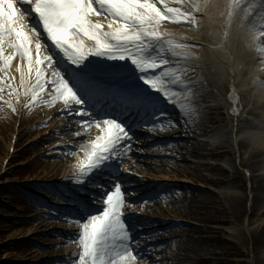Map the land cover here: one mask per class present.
Returning <instances> with one entry per match:
<instances>
[{"label": "snow or ice", "instance_id": "snow-or-ice-1", "mask_svg": "<svg viewBox=\"0 0 264 264\" xmlns=\"http://www.w3.org/2000/svg\"><path fill=\"white\" fill-rule=\"evenodd\" d=\"M208 6L209 0L195 2L192 12H185L169 0H0V73L7 78L10 98L4 103L16 112L11 97L18 98V88H24V107L41 103L51 107L59 102L62 115L71 116L85 129L95 126L100 134L81 147L84 158L78 157L77 173L71 178L75 184L94 183L91 177L105 169L118 173L131 150L134 129L154 131L167 118L158 109L159 98L153 92L169 103H176L179 96L170 85L182 83L178 73L183 70L170 66L174 60L166 52L185 60L198 59L192 46L162 30L165 22L195 27L193 13ZM259 7L264 12V0ZM227 8L229 26L235 18L243 27L250 15L247 6L241 0H229ZM246 35L250 48L264 43V28ZM14 60L20 74L18 87L10 72ZM21 63L27 65V73ZM4 85L0 79V101ZM178 108L183 115L187 105ZM141 112L152 123L141 119ZM126 115L132 123L125 120ZM72 134L81 135L79 130ZM65 152L76 154L75 149ZM133 194L114 182L103 190L99 201H93L103 204L98 213L80 209L83 219L66 217L80 228L81 251L74 264H149L151 250L134 247L140 240L133 238L124 219L125 205L132 206L126 197Z\"/></svg>", "mask_w": 264, "mask_h": 264}, {"label": "rangeland", "instance_id": "rangeland-1", "mask_svg": "<svg viewBox=\"0 0 264 264\" xmlns=\"http://www.w3.org/2000/svg\"><path fill=\"white\" fill-rule=\"evenodd\" d=\"M207 88L211 87L207 85ZM209 105L212 107V117L217 118L218 116L214 113V106L217 105L214 98H210ZM29 123H31L30 119L5 117L0 108V264H36L45 257L44 254L37 255L35 252L28 251L30 247L36 248L35 242H39L40 245L43 242L40 239L41 233L35 231L37 226L34 220L37 214H32V211L23 203L24 200L19 198V194L25 188L20 185L31 180L56 178L61 171H58V168L55 169L53 163L43 161L44 148L41 147L40 141L31 140L38 133L28 131ZM213 131L215 132V129ZM15 136L18 137V150L4 171L3 164L9 158V147ZM232 151L233 156H215V163L208 158L188 157L192 162L189 165L197 166L194 171H191L193 173L191 178H187L176 168L171 172L172 176L185 182L201 178L202 182L214 181V184L218 186L217 190L209 188L210 193L198 194L200 195L198 200L185 202L184 213L176 216L178 219L191 217L196 221L204 222L206 227L190 226L188 229L194 233L182 232L184 234L181 236H184V239L180 241L181 251H185V257L189 261L182 263L175 260L174 264H197L204 257V253L210 259L209 264H264V246L262 245L264 217L255 225L251 224L253 201L259 194L257 185L249 176L248 168L239 165L237 161L239 152L234 148ZM228 160L229 166L226 164ZM157 162L160 164L158 167H161V162ZM167 164L172 166L171 163ZM236 177H240V181L232 185L231 180ZM260 192L262 193L260 195L264 197V184ZM218 196L223 204L216 200ZM202 201H204L203 207L199 208L201 205L198 203ZM217 222L223 224L219 225L220 223L217 224ZM255 230H259V237L251 235ZM202 233L209 237L201 238L199 235ZM220 236L226 237L228 243L223 244L219 241ZM236 253L242 256V259H230V256ZM260 254L263 258L258 256Z\"/></svg>", "mask_w": 264, "mask_h": 264}, {"label": "bare ground", "instance_id": "bare-ground-1", "mask_svg": "<svg viewBox=\"0 0 264 264\" xmlns=\"http://www.w3.org/2000/svg\"><path fill=\"white\" fill-rule=\"evenodd\" d=\"M202 2L203 0L201 3ZM228 3L229 0H214L213 4L208 6L207 9L197 13V17L200 18L198 32H194L193 34H189L188 32L185 33L193 44L202 47L198 51V59H196L194 63L196 69H192L191 74H197L203 79L204 82L199 83L201 86L204 87L206 82L208 86L213 89L206 91L205 96L200 95L197 100L203 103L207 98H214L217 103L214 113L218 117L213 118L212 124L207 127L208 130L205 132L202 130L197 132V135L203 133L210 135L208 140L203 144H198L195 139L192 138L194 135L193 131L192 133L190 131L180 133L181 136H187L189 141L176 146L177 150L174 149L173 161L175 162H173V164L176 165L177 170H188L191 168L189 165L191 163L188 159L186 160V156L198 158L202 156L215 157L232 155V148L239 152L241 151L238 159L241 162L243 159L242 164L248 168L252 175L251 178L257 185V192L259 193L255 201H253V212L251 215L252 225H255L259 219L264 217V197L260 195L262 194L260 191L264 184V96L263 94H259V92L254 90L251 86L254 85L251 80L254 74V69H252L254 54L248 46V36L246 33L250 31V23L252 20L258 16L259 12L262 13L259 7L261 0H241V3L246 5L250 12V15L243 20V27L239 25L235 18L229 26L227 18ZM225 31L228 32L226 39L224 38ZM183 33L182 30L174 31L176 36L183 35ZM169 58L174 60V63L177 61L172 56ZM17 63V60L13 63V72H11V75L15 77L14 86L18 87L20 74L15 71ZM173 64L170 66H173ZM20 66L22 70L27 73V65L21 63ZM178 74L182 75L183 72ZM3 79L8 83L4 73ZM177 87L180 90V94H186L187 88L185 85L177 84ZM256 88L258 89V87ZM18 91L24 93L25 89L18 88ZM192 97L194 96H191V99L187 101V106L192 101ZM184 101L186 100H180L179 102ZM11 102H14V96L11 97ZM178 105L177 103L176 106L178 107ZM177 107H168L167 112L170 117L177 116ZM42 111H44L45 114H38L41 120L43 119L42 121H44L47 119L48 122H51L52 125L50 128L52 129H61V134L64 137H66V130L74 126L78 127L71 119L63 116L56 120V115L62 114L64 111L63 105L59 102L51 107L44 106ZM220 113L222 115H220ZM225 113H228V116L231 117L232 120H229L227 116L225 117ZM188 117L193 116L192 114H188ZM233 117L236 121L232 124ZM214 128H217V131L214 132ZM77 130L83 129L78 127ZM87 130L91 131L93 128L91 127ZM95 135H99V133ZM76 140L83 142L84 135L76 136ZM190 141L193 143H190ZM212 150H219V152L214 153ZM206 154L210 155L208 156ZM79 158L83 157L79 156ZM162 164L163 167L159 168L155 166L153 162L150 161V164H148V160L137 156H134L130 162V166L143 175L171 180L170 177L166 176L168 175L166 172H170V169L164 167V165H166L164 162H162ZM54 165L59 167L63 165V163H55ZM156 174L163 176H158ZM186 174L191 176L187 171ZM239 179L240 177H236L232 180L233 185L237 184ZM216 200L220 204L223 203L219 196ZM194 208H196V206H194ZM251 235L259 237V230H255ZM262 245L264 246V238ZM258 256L262 257L261 254ZM207 259L209 258L205 257L203 262L206 263Z\"/></svg>", "mask_w": 264, "mask_h": 264}]
</instances>
